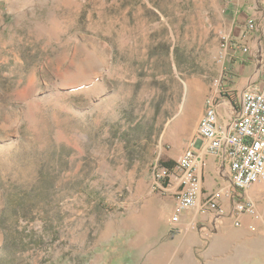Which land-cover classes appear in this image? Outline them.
Instances as JSON below:
<instances>
[{
	"label": "rangeland",
	"instance_id": "rangeland-1",
	"mask_svg": "<svg viewBox=\"0 0 264 264\" xmlns=\"http://www.w3.org/2000/svg\"><path fill=\"white\" fill-rule=\"evenodd\" d=\"M233 22L226 0H0V264H158L154 166L229 86ZM252 188L263 227L225 264H264Z\"/></svg>",
	"mask_w": 264,
	"mask_h": 264
},
{
	"label": "crops",
	"instance_id": "crops-1",
	"mask_svg": "<svg viewBox=\"0 0 264 264\" xmlns=\"http://www.w3.org/2000/svg\"><path fill=\"white\" fill-rule=\"evenodd\" d=\"M230 4V12L234 15V25L236 24V34L234 37L240 49L233 52L234 61L229 63L228 67L233 73L234 85L229 86V95L224 92L222 97L216 102L218 111V126L222 130H227L228 125L237 117L239 109L238 102L236 106L229 97L238 96L246 90H261L264 85V27L256 32L250 33L247 30V24L251 19L257 20L263 14L259 11L256 0H226ZM249 48V53L243 52V48ZM229 96V97H228ZM204 114V110L201 112ZM202 143L198 144L199 166L201 172L202 196L195 208L185 212L180 222L172 221L173 210L175 206V194L177 185L174 184L171 191L167 193L169 201L158 202V236L166 239L170 233L175 230V239L161 245L158 250V264H214L218 258H223L220 263L225 264L232 246L239 241L240 248L243 241H250L254 238L248 236L247 224L253 221L248 216H243V225L235 227L231 212V201L228 197L223 198L222 206L227 215L218 214L203 215L199 207L205 200V197L217 190H225L230 185L231 172L226 166H223L215 156L205 154ZM185 151L173 162H178ZM253 187V186H252ZM247 192L248 197H254V188ZM251 195H250V194ZM255 205L257 203L252 200ZM258 209V205H257ZM263 216L260 215L254 223L257 228L263 227ZM238 228V229H236ZM245 231V232H244ZM180 237L179 242L176 237ZM185 256V262L180 261L179 256ZM218 263V261H216Z\"/></svg>",
	"mask_w": 264,
	"mask_h": 264
},
{
	"label": "built area",
	"instance_id": "built-area-1",
	"mask_svg": "<svg viewBox=\"0 0 264 264\" xmlns=\"http://www.w3.org/2000/svg\"><path fill=\"white\" fill-rule=\"evenodd\" d=\"M262 23L251 19L247 24L248 32L260 31ZM223 46L228 55L236 51L237 44L226 38ZM243 52L248 54L249 48H243ZM225 74L227 83L229 77ZM229 86H224V92L228 95ZM234 97L239 109L227 130L218 126L216 101H210L205 107L195 138L182 158L173 168L160 162L154 166L155 188L160 194L169 193L172 185H177L172 216L174 223L180 222L185 212L195 208L202 196L198 152V144L201 142L205 154L215 156L223 166L230 169L231 178L227 189L213 191L205 197L199 207L200 213L226 216L222 200L228 197L232 208L229 214L234 226L241 227L243 216H248L253 221L247 224V228L251 232L258 230L254 221L260 217V213L247 192L252 186L264 181V85L261 90H246L240 97Z\"/></svg>",
	"mask_w": 264,
	"mask_h": 264
},
{
	"label": "trees",
	"instance_id": "trees-1",
	"mask_svg": "<svg viewBox=\"0 0 264 264\" xmlns=\"http://www.w3.org/2000/svg\"><path fill=\"white\" fill-rule=\"evenodd\" d=\"M226 73H227V75H228V77H229V80L227 81V83H228V85H230V86H233L234 85V81H233V79L231 78L232 76H233V73H232V71H230V70H226ZM229 97V96H228ZM230 99H232V103L236 106V103H237V100L235 99V97H229ZM164 166H166V167H169V168H173L174 166H175V162H173V161H169V162H163L162 163Z\"/></svg>",
	"mask_w": 264,
	"mask_h": 264
}]
</instances>
